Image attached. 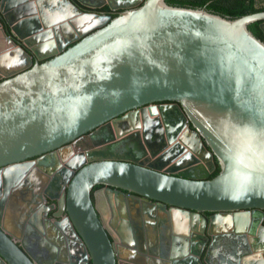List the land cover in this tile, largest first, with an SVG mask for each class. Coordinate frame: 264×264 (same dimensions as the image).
<instances>
[{"label": "water", "instance_id": "obj_1", "mask_svg": "<svg viewBox=\"0 0 264 264\" xmlns=\"http://www.w3.org/2000/svg\"><path fill=\"white\" fill-rule=\"evenodd\" d=\"M257 22L166 0H0V264H215L231 237L237 263L264 264ZM31 231L56 260L31 255Z\"/></svg>", "mask_w": 264, "mask_h": 264}, {"label": "flooded vegetation", "instance_id": "obj_2", "mask_svg": "<svg viewBox=\"0 0 264 264\" xmlns=\"http://www.w3.org/2000/svg\"><path fill=\"white\" fill-rule=\"evenodd\" d=\"M216 1H217V3H221V4L226 5V4H230V3L234 2L235 0H216ZM213 3H214V0H209L208 2L205 3V5L203 6L202 9L209 11L210 9L208 7L210 5H212ZM257 4L259 7H264V0H257ZM88 11H93V10H88ZM98 12H105L107 14H111V12L109 10L108 11L98 10ZM111 15H112V17H116L117 13H113ZM62 153L64 154V152H62ZM138 153L143 156L144 151L139 150ZM51 172L54 173V172H56V170L52 169ZM45 174L48 175V174H50V172L47 170V172H45ZM101 188H103V187L100 186L99 188H95V190H99ZM46 199H47V197H46ZM52 204H54V202H52L50 200H45V204H43L44 207H42L43 212L46 211L48 213V218L51 220L53 219L54 211H50V209H46L45 207H50V205H52ZM106 207L108 208L109 206L106 204ZM103 209H105V203L103 204ZM206 216H208V215H206ZM44 221L45 220L43 219V223L45 224ZM259 230H260V226L255 228V232L257 234L259 233ZM30 233L31 234L25 239V242H26L27 247L29 249V252L31 253L32 256H34L36 258L43 259V260H47V259L49 260V259H51L52 254H55V256H57L55 258V260L58 258V253H57L58 250L55 247L50 245L48 242H43L42 240H40L39 239L40 236L37 235V232L31 231ZM252 238H253V236L247 235V239L249 242L248 249L251 248ZM228 239H230V240L227 241V239H222L221 242H219L217 245H215V248L220 249V252L222 253V257L225 260L227 259L226 264H243L242 260H240V259L237 263V261H236L237 256H235V254H238V252L240 253L243 250H246L247 246H245L243 244L242 239H240L239 237L238 238L231 237ZM65 240H67V238ZM66 244H67V242H66ZM53 249H56V250L53 251ZM251 259H250V264H252ZM54 264H60V263L58 261H55Z\"/></svg>", "mask_w": 264, "mask_h": 264}, {"label": "trees", "instance_id": "obj_3", "mask_svg": "<svg viewBox=\"0 0 264 264\" xmlns=\"http://www.w3.org/2000/svg\"><path fill=\"white\" fill-rule=\"evenodd\" d=\"M169 5L178 7H189V8H203L206 2L209 0H166ZM209 12L215 13L224 17H230L232 19L239 18L244 15L258 13L264 11V7H259L257 0H235L230 4L214 3L208 7ZM101 11H108L105 7ZM260 22L254 23L249 26V29L254 35L264 41V34L259 28ZM220 172V167L217 165L215 173L211 176L212 178L217 176ZM100 186L96 187L99 188Z\"/></svg>", "mask_w": 264, "mask_h": 264}, {"label": "crops", "instance_id": "obj_4", "mask_svg": "<svg viewBox=\"0 0 264 264\" xmlns=\"http://www.w3.org/2000/svg\"><path fill=\"white\" fill-rule=\"evenodd\" d=\"M244 259H247V260H244ZM242 260V263L243 264H250V259L249 257H246ZM249 259V260H248ZM227 259L225 260L223 257H222V253L219 251L218 253V258H215V263L216 264H221L220 262H223V263H226Z\"/></svg>", "mask_w": 264, "mask_h": 264}]
</instances>
